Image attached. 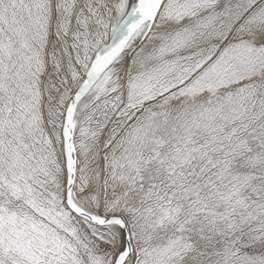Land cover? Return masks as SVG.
Instances as JSON below:
<instances>
[{
  "label": "snow or ice",
  "instance_id": "6c2138e0",
  "mask_svg": "<svg viewBox=\"0 0 264 264\" xmlns=\"http://www.w3.org/2000/svg\"><path fill=\"white\" fill-rule=\"evenodd\" d=\"M0 264H264V0H0Z\"/></svg>",
  "mask_w": 264,
  "mask_h": 264
}]
</instances>
